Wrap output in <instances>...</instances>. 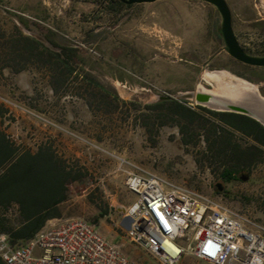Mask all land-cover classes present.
<instances>
[{"label": "rangeland", "instance_id": "obj_1", "mask_svg": "<svg viewBox=\"0 0 264 264\" xmlns=\"http://www.w3.org/2000/svg\"><path fill=\"white\" fill-rule=\"evenodd\" d=\"M113 1L0 0V94L13 103H0L1 129L23 149H50L78 178L69 185L64 219L96 224L101 210L119 219L118 210L134 199L126 179L137 167L264 224V148L251 167L214 164L205 136L223 124L201 109L212 107L184 97L221 95L244 80L222 39L218 9L199 0ZM226 2L240 45L264 57V0ZM252 70L250 83L264 97L258 86L264 72ZM214 72L220 81L209 76ZM165 96L195 112L187 137L185 113L163 103ZM237 138L242 148L252 144ZM224 170L237 180L225 182ZM113 229L124 235L121 225ZM125 241L133 261L160 264ZM183 263L195 260L188 255Z\"/></svg>", "mask_w": 264, "mask_h": 264}, {"label": "built area", "instance_id": "obj_2", "mask_svg": "<svg viewBox=\"0 0 264 264\" xmlns=\"http://www.w3.org/2000/svg\"><path fill=\"white\" fill-rule=\"evenodd\" d=\"M0 103L13 105L1 94ZM134 170L126 179L134 200L124 211L132 245L160 264H184L188 255L194 264H264V224L221 199ZM0 258L6 264H138L82 218L46 227L22 246L0 235Z\"/></svg>", "mask_w": 264, "mask_h": 264}, {"label": "trees", "instance_id": "obj_3", "mask_svg": "<svg viewBox=\"0 0 264 264\" xmlns=\"http://www.w3.org/2000/svg\"><path fill=\"white\" fill-rule=\"evenodd\" d=\"M113 2L122 5L118 0ZM163 103H170L185 113L186 124L182 126V134L187 137L195 112L178 101L163 99ZM201 109L208 111L223 124H214L211 131L206 133L210 161L214 164L231 161L238 167L257 164L258 148H264V127L261 124L244 115L215 112L203 107ZM237 134L253 143L242 148ZM184 141L189 142L186 138ZM220 176L227 183L237 180L235 173L230 170H224ZM77 180L50 149L38 147L35 152L23 149L10 140L0 127V210L17 203L26 217L30 216L31 208H37L39 212L37 218L23 226L10 225L0 219V234H7L13 246L24 245L45 227L48 219L59 215V206L69 199V185ZM105 212L101 210L94 221L102 218ZM0 264L6 263L0 258Z\"/></svg>", "mask_w": 264, "mask_h": 264}, {"label": "water", "instance_id": "obj_4", "mask_svg": "<svg viewBox=\"0 0 264 264\" xmlns=\"http://www.w3.org/2000/svg\"><path fill=\"white\" fill-rule=\"evenodd\" d=\"M121 3L126 5L134 4H145V3H154L159 0H119ZM202 2L209 3L215 6L221 17V35L225 43L226 49L229 55L236 60L237 62L244 64L250 67L264 68V57H255L247 54V52L240 45L232 24V14L226 0H199ZM250 83V81L246 80ZM251 84V83H250ZM185 98H195L197 103L204 104L212 107L216 112H226V113H235L250 117L256 120L259 124L264 127L263 120L261 119L258 112L264 114V97L260 94L257 96L249 94L243 96L238 100H232L227 97L214 96L211 94H206L202 92H197L196 94H186ZM169 96L162 97V99H169ZM243 180L247 178L242 177ZM219 191L222 190L221 186L218 185Z\"/></svg>", "mask_w": 264, "mask_h": 264}, {"label": "crops", "instance_id": "obj_5", "mask_svg": "<svg viewBox=\"0 0 264 264\" xmlns=\"http://www.w3.org/2000/svg\"><path fill=\"white\" fill-rule=\"evenodd\" d=\"M231 60L234 61L236 64L240 65L242 71H241V74L239 76H241V78H244L245 81L248 80L250 82H256L255 80H252L249 78V76L253 75L252 67L241 64V63L237 62L236 60H234L232 57H231ZM258 71H259L258 73H263L264 68H258ZM258 86L264 87V79L263 78L258 79ZM261 89H262V92L264 94V88H261ZM259 94L261 95L260 91H259ZM133 200H132V202H133ZM64 204H65V202H63L59 206V215H57L54 218L48 219L45 223L44 228L49 227L51 225L59 224L62 221L66 220V219H64L66 217V215L63 212ZM124 211L125 210H121V211L118 210L119 214H121V217L119 219L117 218V220H115V217L112 215L111 212H105V215L102 218L98 219L96 225L101 226L102 235L104 237H106L107 239L110 238V241L113 243H116L115 241L121 237L122 241L119 243H116V244L121 245L123 248V251L126 253V252L130 251L129 249L126 248L127 242L125 241V239H126L125 234H126V230L129 228V225H130V219L125 217ZM38 216H39V212H37V208H31L30 216H28V217L24 216V214L21 212L20 207L17 203H13L8 209H1L0 210V219L6 220L7 221L6 223H8L10 225H15V226L26 225L31 220H33L34 218H37ZM67 219H69V218H67ZM108 221L110 223H108ZM116 224L121 225L122 232L124 235H121L118 231L113 229V226H116ZM0 235H7V234L1 233Z\"/></svg>", "mask_w": 264, "mask_h": 264}, {"label": "bare ground", "instance_id": "obj_6", "mask_svg": "<svg viewBox=\"0 0 264 264\" xmlns=\"http://www.w3.org/2000/svg\"><path fill=\"white\" fill-rule=\"evenodd\" d=\"M217 72H214V74H209L210 77L215 78L217 80L220 79V76L221 74H215ZM225 74H227L225 72ZM208 76V77H209ZM224 76V75H223ZM231 76V75H230ZM229 76V77H230ZM231 78V77H230ZM236 80V79H235ZM220 81V80H219ZM223 80L221 79V82ZM225 81V80H224ZM241 82H239L238 85H233V86H229V88H227L226 90L222 91L221 92V95H216V94H212V93H209L211 95H214V96H222V97H227V98H230L232 100H238L239 98H242L243 96H247L249 94H253L255 96H257V94H259L258 91L255 90V87L254 85L246 82L245 80H239ZM227 82V81H226ZM229 85V84H228ZM232 85V83H231ZM219 87V86H218ZM226 88V87H225ZM204 91V90H203ZM218 93V92H217ZM258 114L260 115L261 119L263 120V123H264V114L262 112H258Z\"/></svg>", "mask_w": 264, "mask_h": 264}, {"label": "flooded vegetation", "instance_id": "obj_7", "mask_svg": "<svg viewBox=\"0 0 264 264\" xmlns=\"http://www.w3.org/2000/svg\"><path fill=\"white\" fill-rule=\"evenodd\" d=\"M250 79L252 80H255V77L252 75V76H249Z\"/></svg>", "mask_w": 264, "mask_h": 264}]
</instances>
